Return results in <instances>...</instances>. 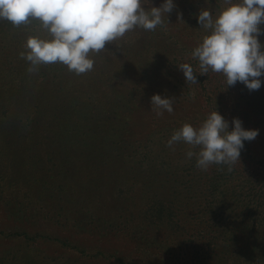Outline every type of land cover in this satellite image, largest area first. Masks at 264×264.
Returning a JSON list of instances; mask_svg holds the SVG:
<instances>
[{"label":"trees","instance_id":"obj_1","mask_svg":"<svg viewBox=\"0 0 264 264\" xmlns=\"http://www.w3.org/2000/svg\"><path fill=\"white\" fill-rule=\"evenodd\" d=\"M162 3L142 0V7ZM173 3L154 31L135 27L90 51L93 68L79 75L59 62L28 72L20 55L30 51L28 37L51 38L38 19L0 33V204L31 221L30 228L0 227V240L14 242L0 264H264V75L253 91L226 86L211 70L200 75L192 52L208 33L197 17L202 9L215 17L223 0ZM258 40L264 45V34ZM183 63L195 84L186 83ZM153 95L173 99V111L160 115L165 123L136 131L134 113ZM215 109L229 131L238 118L259 134L244 141L240 162L201 170L186 155L198 148L167 142ZM71 114L92 142L78 164L64 163L55 147ZM47 123L58 126L53 137ZM42 137L54 140L51 148L34 146ZM113 238L126 239L127 249L93 244Z\"/></svg>","mask_w":264,"mask_h":264},{"label":"clouds","instance_id":"obj_2","mask_svg":"<svg viewBox=\"0 0 264 264\" xmlns=\"http://www.w3.org/2000/svg\"><path fill=\"white\" fill-rule=\"evenodd\" d=\"M149 3V0H148ZM173 0H164L160 7L145 10L142 0H0V19L13 26L38 19L50 39L28 37L24 47L30 51L21 58L30 62L29 73L38 71L41 64L62 63L77 75L93 68L89 52L99 53L106 43L123 37L135 27L154 31L164 23L162 16L171 13ZM167 16V15H166ZM198 23L207 35L193 52L199 60L200 75L209 70L222 74L226 86L243 83L249 91L258 90L264 75V45L258 37L264 23V0H223L215 17L210 10L202 9ZM183 72L186 83H196L193 68L183 63L177 66ZM174 100L151 97V110L163 115L172 113ZM229 123L215 111L211 112L199 128L183 124L175 130L167 142L172 147L185 142L199 151H188L187 157L197 159L196 166L207 170L212 164L230 165L239 161L244 141L254 140L258 130H245L238 118ZM231 171V168H229Z\"/></svg>","mask_w":264,"mask_h":264},{"label":"rangeland","instance_id":"obj_3","mask_svg":"<svg viewBox=\"0 0 264 264\" xmlns=\"http://www.w3.org/2000/svg\"><path fill=\"white\" fill-rule=\"evenodd\" d=\"M12 26V23L4 20V19H0V33L1 35H3L5 33V31ZM143 107L139 108V110L134 113L133 116V120H132V127L133 128H137L136 131L139 130V132H143L144 130H146L147 128V123H165L164 120H162L160 118V115L157 116V114L155 113V111L153 110H149V108L151 107V102L147 99H145V101H143ZM1 106V103H0ZM176 112V111H175ZM177 112H182V110H178ZM0 116H1V112H0ZM3 123H0V126ZM51 125V123H47L48 125ZM81 122H78L73 114H71L69 117L67 116V122L66 125L62 126L61 129V134L62 137L59 138V141H57V145H55V147L58 149L60 148L61 150V158H63L64 163H75L78 164L77 161H80V159L78 160V157L82 158L81 156L83 155L82 153H80V149L82 148V150L84 148H87L85 155H89L92 153V150L89 148L91 147L90 145H87V143H92L90 140L87 141L84 138H86L87 136V131H83L82 128H80ZM2 127V126H1ZM58 126L55 123V125H51L50 126V134L49 136L53 137L57 130ZM46 129V126L44 128H41L40 133H45L44 130ZM43 135V134H42ZM50 138V137H49ZM48 137H42L39 139L38 143L34 144L35 147H39V149H43L46 150L47 148H51L50 146L52 145V143H54V140H49ZM136 138V137H133ZM139 138V137H138ZM37 140V139H36ZM116 143V142H115ZM115 143H113V147H115ZM86 145V146H85ZM89 148V149H88ZM92 156V155H91ZM87 157V158H88ZM82 160V159H81ZM84 160V159H83ZM96 187H98L99 185H94ZM4 208L3 206L0 204V227H4L6 229H19V228H30L31 227V221L28 218H18V217H11L10 213H7V211H3ZM22 219V220H21ZM23 223V224H22ZM78 241H81L80 239H78ZM98 240H95L93 242L94 245H101V246H106V248H113L114 250L117 251H125L127 249V240L123 239L120 241H116V239H108L105 240L106 242H97ZM8 241H2L0 240V253L7 249L8 246L13 245L14 242H11L10 244H8Z\"/></svg>","mask_w":264,"mask_h":264}]
</instances>
